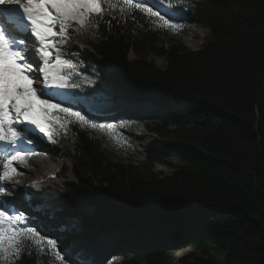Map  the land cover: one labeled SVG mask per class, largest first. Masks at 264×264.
Returning <instances> with one entry per match:
<instances>
[{"label": "trees", "instance_id": "16d2710c", "mask_svg": "<svg viewBox=\"0 0 264 264\" xmlns=\"http://www.w3.org/2000/svg\"><path fill=\"white\" fill-rule=\"evenodd\" d=\"M166 1L209 30L203 47L181 42L182 18L160 13L179 27H159L158 18L123 14L119 0H108L118 6L104 3L102 18L71 28L86 46L66 52L78 63L74 77L83 93L151 100L159 110L149 130L177 148L153 149L139 164L113 162L91 127L71 122L65 155L75 181L65 185L60 211L49 217L19 198L15 205L60 249L78 238L75 227L86 241L121 233L119 261L105 264H168L185 244L180 264H264V0ZM149 49L165 58L164 69L128 59ZM106 62L112 74L100 71ZM166 156L180 162L174 172H154L153 163ZM87 205L92 214L82 212ZM42 247L29 245L15 264H67Z\"/></svg>", "mask_w": 264, "mask_h": 264}, {"label": "snow or ice", "instance_id": "6c2138e0", "mask_svg": "<svg viewBox=\"0 0 264 264\" xmlns=\"http://www.w3.org/2000/svg\"><path fill=\"white\" fill-rule=\"evenodd\" d=\"M104 3L108 0H0V5L7 6L0 8V143L5 145L0 181H12L23 175L17 165L27 164L28 157L34 153L21 149V145L35 143V139L27 138L34 129L55 143L58 127L64 128L67 134L66 125L71 123L66 119L68 117L75 118L81 127H96L80 112L54 103L55 97L50 93L54 88L78 87L70 83L69 70L74 69V65L64 58L61 46L66 42L69 29L75 26L79 31L87 28L95 18H102ZM119 3L123 14L139 10L163 21L159 27H179L148 7L147 0L135 3L119 0ZM108 6L115 9L118 4L108 3ZM31 37L39 42V53L43 58L38 69L42 76L39 84L33 67L39 61L26 44ZM57 113H63L65 118ZM107 128L111 130L114 125L109 124ZM32 186L38 187V184L33 182ZM0 194H7V188L0 187ZM23 223L22 214H10L0 204V262L15 264L29 245L43 251V244L61 258L55 251L57 243L54 239L41 237L34 228L22 227Z\"/></svg>", "mask_w": 264, "mask_h": 264}, {"label": "rangeland", "instance_id": "374dc122", "mask_svg": "<svg viewBox=\"0 0 264 264\" xmlns=\"http://www.w3.org/2000/svg\"><path fill=\"white\" fill-rule=\"evenodd\" d=\"M133 2L135 3L138 1L133 0ZM183 20H184V27L180 35L181 42L190 49L193 50L200 49L206 43V37L209 34V30L200 24L189 21L187 16H184ZM69 31H71V29H69ZM188 32L192 34V40L190 42L191 45H189L188 44L189 42L185 40V37ZM74 39L76 41L71 39L70 37H67L66 42L61 46V51L64 55V58L66 59H69L68 54L66 52V48H72L75 45L78 47L86 46V43L83 40H81L80 35L74 36ZM128 59L130 61H139V60L147 61L150 64H153L158 69H164L166 67L165 58L151 49L146 51L142 50L139 51L138 53L131 51L128 55ZM74 63L75 62H72V64ZM78 69L79 68H77L75 72ZM100 71L102 73L104 72V74L107 75L113 73L112 66L108 62L104 64V67L101 68ZM81 81L85 84L86 83L88 84L90 82V80L85 77H82ZM118 101H121V99ZM147 101L144 100L143 102H147ZM62 106L68 108L65 105ZM118 106L119 104H117L115 107H112L110 110L107 111H104L101 106L97 109L98 110L97 113L101 117L105 115H109V119L113 120L117 116ZM155 106L157 105L155 104L153 106L151 105V108L143 106L141 108L143 110L142 112L143 114H142V113H138L135 109L131 108V107H135L134 105L127 106L125 104H120V108L122 112L128 113L130 111L145 116L146 117L144 119L145 128L138 127L139 124H133L131 120H128L126 118V120L118 121L117 125H115L114 128L110 130L107 128V125L112 124V122L108 123L107 125H104V124H99L97 122V119H88L86 117L91 123L96 125V127H91V128L95 133H97L100 136V138H102L101 139L102 148L105 150V154L110 159V161L133 162L139 164L147 161V159L150 156V151H152L153 149L157 148L165 151H171L177 148L176 143L175 141H173V139L161 138L149 130L148 125L151 123V120L148 118L147 116L148 114L146 113L152 110L153 112L152 114L155 115L156 112H158L156 110H159V107L154 108ZM73 111L77 112L75 110ZM57 115H59L62 119L65 118V115L63 113H57ZM95 115L98 116L97 114ZM66 119H68L71 122L76 121L75 118H71V117H68ZM100 125H104L105 127L101 128ZM133 125L136 126L133 127ZM64 133H65V129L58 127L56 129V133L54 136H60V137L56 139L55 143L50 144L51 147L50 146L42 147V148L49 147L48 149H50V152L48 150L43 149L42 152H38V154L35 155L34 157L33 156L28 157L27 164H22L21 166L22 173L25 172L24 175H18L17 177H14L13 180L10 181V185L7 184V186L5 187L7 188V193L9 195L13 196L14 198L20 197L22 195L21 192L18 193V191H21L19 190L18 186L20 185V183L24 182L22 179L25 177L29 178L28 181L30 182H36V180L39 181L40 179L44 180V177L59 172L60 176L56 178L57 183H56V187H54L56 189L57 188L59 189L57 190V193L59 191L58 195L64 192V187L67 183L75 181V177L72 172L73 164L71 160L67 158L65 155L67 153L66 147L68 144L65 141V138L63 137ZM129 135H133L135 138H132ZM116 145L124 146L127 149L119 150L116 148L117 147ZM38 150H41V148H39ZM48 154H50L49 155L50 158L40 159V157L42 156L49 157ZM179 163H180L179 161L166 156V157H162L159 162L153 163L152 168L154 172H158L164 175H169L174 172V170L176 169ZM29 173H31L32 175H29ZM19 176L22 179H20ZM45 186L50 188L49 184H45ZM2 195L4 194H0V196ZM46 206L48 208L46 212L53 213L55 209L60 210L61 201L60 199L56 198V200L55 199L51 200ZM82 212L86 214H91L93 212L92 206L89 205L85 206L84 208H82ZM74 230L77 233H79V236L77 238L79 240L75 244L68 245L65 251L61 250L57 245V249L55 251L59 252L61 259L71 257L74 261H71L70 264H79L78 260H89L90 262H94V261H98L99 259H102L104 256H108L107 258L110 257V259L107 262L119 261V259H116L114 258V256H112L113 255L112 249L114 250L115 245L121 240L122 238L120 237L122 236L121 233L113 232L110 234H106L101 236L100 237L101 240L99 239L100 241H98L97 243L83 244V241L80 240L81 237L80 228L75 227ZM151 231H152L151 233L148 232L147 235L150 236L147 237L154 236L155 230L152 228ZM45 237L48 238L47 235H45ZM146 243L147 240L143 238L140 241L141 247H143ZM93 247L98 248L97 253L94 252L92 253ZM186 247L187 245L185 244L184 248L186 249ZM184 248L179 247L176 251H172V253H170L169 256L166 258V262L168 264H180L178 259L183 254V252H185Z\"/></svg>", "mask_w": 264, "mask_h": 264}, {"label": "bare ground", "instance_id": "6f19581e", "mask_svg": "<svg viewBox=\"0 0 264 264\" xmlns=\"http://www.w3.org/2000/svg\"><path fill=\"white\" fill-rule=\"evenodd\" d=\"M156 3H159V4H162V2H158L157 0H154ZM164 11H166V12H170L171 11V7H169L168 5H162V7H161ZM190 31H192V30H190ZM194 31V30H193ZM185 40L186 41H188L189 43V45H191V40H192V34L190 33V32H188L187 33V35H186V37H185ZM119 97L120 96H116V97H106V98H103V99H98V98H96V99H98V100H102V102L103 103H105L104 102V100H113V99H116L115 101H118V100H120L119 99ZM151 102H147V103H143V104H141V108L143 107V106H145V107H149V108H151ZM116 106L117 104H111V107L112 106ZM118 107H120V104H119V106ZM42 149H45V150H48L49 152H50V149H48V148H41V150H38V152H42ZM44 153V152H43ZM42 153V154H43ZM50 154H48V156H49ZM40 156V155H39ZM34 157V156H33ZM41 158H44V159H47V158H50V156L49 157H46V156H42V157H40V159ZM47 161V160H46ZM29 170V169H28ZM25 173V172H24ZM24 173H23V175H24ZM32 173V172H31ZM31 173H29V175H32ZM27 174V173H26ZM53 174H55V173H53ZM19 178H20V176H19ZM25 178H27V177H25ZM25 178H20V179H22L23 181H26V180H28L29 178H27V179H25ZM16 179H18V178H16ZM20 179H19V181H20ZM31 179V178H30ZM46 187V186H45ZM50 188H46L47 190H48V192L46 193V195L48 196V198H51V199H56L55 198V196H56V193H57V190L56 189H54V187H52V186H49ZM46 203H49V202H46ZM92 253L94 252V253H97V251H98V248L97 247H93L92 248Z\"/></svg>", "mask_w": 264, "mask_h": 264}]
</instances>
